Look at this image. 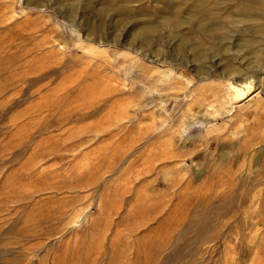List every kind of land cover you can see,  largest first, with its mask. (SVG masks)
<instances>
[{"label":"rangeland","instance_id":"1","mask_svg":"<svg viewBox=\"0 0 264 264\" xmlns=\"http://www.w3.org/2000/svg\"><path fill=\"white\" fill-rule=\"evenodd\" d=\"M54 1L0 0V264H264V78L221 114L231 77L172 48L180 35L210 46L188 23L161 26L155 52L127 43L133 21L117 42L106 25L88 38ZM213 1L235 55L244 23ZM141 4L140 19L193 8Z\"/></svg>","mask_w":264,"mask_h":264},{"label":"bare ground","instance_id":"2","mask_svg":"<svg viewBox=\"0 0 264 264\" xmlns=\"http://www.w3.org/2000/svg\"><path fill=\"white\" fill-rule=\"evenodd\" d=\"M46 1L48 0H25L28 6L34 5L37 7L44 5ZM97 1L98 3L95 4L93 0H84L82 3V14L84 16L92 14V16L84 17L85 19H79L78 21L72 19L73 13L76 10L73 5L60 7V0L54 1L53 5L62 14L66 15L72 24L83 26L88 34L86 36L88 38H92L89 35L96 34V31L102 30L103 26L106 25L107 28L112 30V33L104 41L117 42L116 31L124 27L128 22L133 21L126 35L127 43L134 45L135 41H137L140 47L153 46L155 52L158 50L161 41L166 38V35L160 31L161 26L180 28L181 25L188 23L193 30L201 33L204 39L210 42V46L202 47L195 43L190 44L188 36L180 35L172 42V48L182 52L183 55L194 61L192 67L198 74L207 72V75L211 77L213 75L212 72L217 70L222 77H231L233 83L229 81L224 83L223 86L225 90L224 96L229 100L230 105L221 114L231 113L235 103L249 98L257 90L253 84L254 77L262 78V80L264 78V71L262 69H253L255 62L257 64L264 62V45L262 46L264 44L262 43L264 41V0H238V2L226 0L227 9L229 10L230 7H233L232 13L237 14L244 23L239 29L240 34L233 40L234 47H242L235 55H231L225 41L234 29L230 26V22L227 19L222 20L217 16L223 8L220 9L214 4H212L214 5L212 9L208 7V4L215 2L213 0L210 2L207 0H188L193 8H190L184 17L177 19L167 11L162 10L161 7H158L156 20L151 17L140 19L146 11L143 8V4L139 6L135 5V1L138 0ZM110 11L112 13L107 21H103V16ZM252 27H256V30L250 35L249 32ZM221 28H227V32L217 35L216 31ZM98 35L97 37L94 36V38L100 39L101 35ZM245 47H248V49H245ZM206 54L211 58L209 62L204 64L195 63L196 59L202 58ZM164 55L166 58L169 56V54ZM169 59L175 60L174 62L177 64L176 57L171 58L169 56ZM180 59V62L188 65L185 58ZM259 87H261V84ZM222 105L224 106L223 103Z\"/></svg>","mask_w":264,"mask_h":264}]
</instances>
